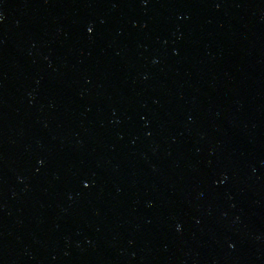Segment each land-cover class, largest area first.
<instances>
[{
	"label": "water",
	"instance_id": "water-1",
	"mask_svg": "<svg viewBox=\"0 0 264 264\" xmlns=\"http://www.w3.org/2000/svg\"><path fill=\"white\" fill-rule=\"evenodd\" d=\"M0 264H264V0H0Z\"/></svg>",
	"mask_w": 264,
	"mask_h": 264
}]
</instances>
